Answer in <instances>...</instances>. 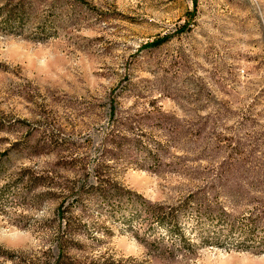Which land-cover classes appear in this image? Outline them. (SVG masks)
Segmentation results:
<instances>
[{
	"label": "rangeland",
	"instance_id": "1",
	"mask_svg": "<svg viewBox=\"0 0 264 264\" xmlns=\"http://www.w3.org/2000/svg\"><path fill=\"white\" fill-rule=\"evenodd\" d=\"M99 156L150 202L193 195L185 234L94 199L77 213L98 234L69 255L264 264V0H0V246L55 247L60 200L25 168L74 177Z\"/></svg>",
	"mask_w": 264,
	"mask_h": 264
},
{
	"label": "trees",
	"instance_id": "2",
	"mask_svg": "<svg viewBox=\"0 0 264 264\" xmlns=\"http://www.w3.org/2000/svg\"><path fill=\"white\" fill-rule=\"evenodd\" d=\"M10 12L13 13L14 10L11 9ZM161 41L159 39L154 43ZM97 159L94 167L85 168L82 174L74 177L59 175L54 170L39 173L31 168H25L18 182H24L29 190H35L38 186L45 189L32 195L60 200L53 220L45 222L46 226L55 230V238L52 239L55 247L43 250L41 253L15 254V252L11 253L0 246V255L17 260L19 264H130L129 260L123 262L114 258L79 261L69 255V249L79 244V240L75 239L76 234L84 233L91 237H96L95 235L98 234V231L92 229L86 222L84 215L77 213V210H81L82 213L87 212V208H90L89 205L94 199L97 200L98 205H106V211L110 214H126L127 207L133 206L136 210L134 214L142 217V220L152 218L167 232H174L183 238L185 230L179 226V214L192 201L193 195L175 206L150 202L141 194L128 188L116 177L110 165L113 158L99 156ZM246 226L247 235L254 233L255 228L252 225L246 224ZM240 229L243 231L244 228L240 227ZM247 237V240L255 242L252 234ZM187 240L191 244L192 238H187ZM234 245L238 248H249L250 244L239 238ZM51 252H55V254L51 256Z\"/></svg>",
	"mask_w": 264,
	"mask_h": 264
}]
</instances>
